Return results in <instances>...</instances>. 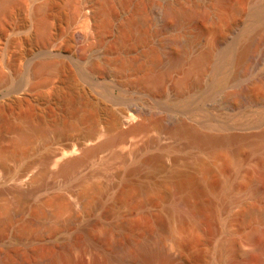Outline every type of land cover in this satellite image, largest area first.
Returning <instances> with one entry per match:
<instances>
[{
    "label": "rangeland",
    "instance_id": "obj_1",
    "mask_svg": "<svg viewBox=\"0 0 264 264\" xmlns=\"http://www.w3.org/2000/svg\"><path fill=\"white\" fill-rule=\"evenodd\" d=\"M80 1L88 15L108 12L90 20V45L71 37L87 32L72 17ZM190 8L199 14L182 23ZM8 11L0 13V264H135L141 245L157 237L176 245L174 264L264 262L240 255L264 231V58L245 76L240 63L246 46L264 48V0H18ZM42 17L48 44L38 33ZM188 39L189 53L172 43ZM206 49V72L179 89L182 73L168 71V59L185 55L188 68ZM48 61L55 69L41 72ZM134 104L144 128L122 139L117 119ZM175 125L247 138L204 148ZM94 139L114 143L67 172H55L61 155L47 162L66 143ZM155 154L157 163L145 162ZM185 177L201 191L193 194Z\"/></svg>",
    "mask_w": 264,
    "mask_h": 264
},
{
    "label": "bare ground",
    "instance_id": "obj_2",
    "mask_svg": "<svg viewBox=\"0 0 264 264\" xmlns=\"http://www.w3.org/2000/svg\"><path fill=\"white\" fill-rule=\"evenodd\" d=\"M16 1H18V0H0V13H2V12H4V13H8L9 11H8V9H9V7L11 6V4L12 3H14V2H16ZM77 3V2H76ZM75 3V4H76ZM86 3V2H85ZM86 4H88V3H86ZM91 5V4H90ZM104 6H105V4H104ZM170 6V5H169ZM86 8L88 9L89 7H87L86 5H84V4H82L81 3V1L79 2V3H77L76 4V6H75V9H74V11H73V14H72V17H73V19H77V21L79 20V21H81L82 22V28H84L85 29V31H87V32H85V33H81V32H74L72 35H71V37L72 38H74L75 40H78V41H80V42H83V43H85V44H87V45H90V44H92V41H91V39L92 38H90V36H89V34H88V30L89 29H91V22H90V20H93L94 21V19L97 17V16H99V17H103L105 14L107 15V13L108 12H104L103 10H101L100 12H98L97 11V13L92 9L91 11H92V13L90 14V15H88V11L86 12ZM92 8V7H91ZM101 8V7H100ZM103 8V7H102ZM157 9H158V7H156ZM161 7L159 6V9H160ZM164 8V7H163ZM169 8V7H168ZM165 8V9H167L166 11L165 10H163L164 11V13H166V14H173V16H174V12H175V10H172L171 8ZM105 9V8H104ZM159 9L157 10V14L159 13L158 11H159ZM233 9L234 10H237L238 11V7L237 6H234L233 7ZM34 10V9H33ZM39 10V9H38ZM89 10V9H88ZM156 10V9H155ZM94 11V12H93ZM160 12L161 13H159V14H163L162 13V11L160 10ZM184 12V11H183ZM178 13V12H177ZM175 13V17H177L178 18V14H180V13ZM35 14V13H34ZM36 14H37V12H36ZM42 14V13H41ZM102 14H104L103 16H102ZM155 14H156V12H155ZM177 14V15H176ZM183 14V13H182ZM197 14H199L198 13V10L197 9H195V8H193V9H191L190 8V10H186L185 12H184V16H181V14H180V16H179V19H180V21L182 22V23H186L189 19H192V17H195V15H197ZM105 15V16H106ZM109 15V14H108ZM1 16V15H0ZM4 16V15H3ZM41 16V15H40ZM158 16V15H157ZM156 16V17H157ZM160 16V15H159ZM107 17V16H106ZM105 17V18H106ZM161 17V16H160ZM164 17H165V15H164ZM1 19V18H0ZM162 19V18H161ZM165 19V18H164ZM178 19V20H179ZM262 20V19H261ZM1 21H2V19H1ZM136 21V20H135ZM135 21H133L134 23H136ZM147 20H146V17H145V15L144 14H141L140 16H139V19H138V23L140 24V25H142V24H144L145 22H146ZM163 21V20H162ZM134 23H132V24H134ZM130 24V23H129ZM165 24V23H164ZM178 25H180L179 24V22H178ZM133 26H135V25H133ZM164 26V25H163ZM168 26V25H167ZM166 26V27H167ZM141 27V26H140ZM139 27V28H140ZM178 27V26H177ZM130 28V27H129ZM137 28V27H136ZM162 28V27H161ZM133 29V28H132ZM162 29H164V28H162ZM161 29V30H162ZM166 29V28H165ZM134 30V29H133ZM138 30V29H137ZM134 31H136V30H134ZM140 31V30H139ZM138 32V31H137ZM38 33H39V35L42 37L41 39H42V41H43V43L44 44H48L50 41H51V39H52V37L50 36V33H49V28H48V25H47V22H46V17H42V18H40V22H39V26H38ZM138 35H139V38H141V35H140V33H138ZM195 37H198V33L197 34H195L194 35V38ZM138 38V39H139ZM237 38V37H236ZM234 39V38H233ZM141 41V40H140ZM238 42V41H237ZM172 43H176V44H181L182 45V48H183V50L186 52V53H189V47L191 46L190 45V39H188V40H185V41H183V42H176V41H174V42H172ZM251 43V42H250ZM262 42H259V44H257L255 47H254V49H251L250 47V51H249V49H247V46H246V49H244V50H246V52L244 53V55L242 56V58H241V61H240V63L241 62H243L244 63V71L242 70V75L243 76H245V75H247V74H249L250 73V71H252V69L255 67V66H257L260 62H261V60L264 58V48L261 46L262 44H261ZM227 46V45H226ZM223 47V46H222ZM225 47V46H224ZM231 47V46H230ZM236 47V46H235ZM243 47V46H242ZM241 47V48H242ZM253 47V46H252ZM46 48V47H45ZM232 48V47H231ZM230 48V49H231ZM219 49H220V47H219ZM236 49V48H235ZM201 50V49H200ZM222 50V49H221ZM152 53H153V51H152ZM211 55H212V53L209 51V50H202L200 53H198V54H196L195 56H193V57H191L190 58V63H191V66L190 67H188V68H185L184 67V65H183V63H184V60L185 61H187L186 60V57H185V55H183L184 57H179V56H173V55H171L172 57H170L169 59H168V71L169 70H173L174 71V69H176V68H178V69H180V72L182 73V77L180 78V79H178V82H177V86H178V88L179 89H183V88H185V86H187L188 85V83L190 82V80L192 79V77L194 76V75H197V76H202L205 72H206V70H207V68H208V64L210 63V58H211ZM226 56V55H225ZM50 60V59H49ZM264 60V59H263ZM46 61V60H45ZM43 63V62H42ZM152 63H153V61H152ZM239 63V64H240ZM263 63V62H262ZM261 63V64H262ZM55 65H56V63L54 62V61H48V62H45L44 64H42L40 67L41 68H39V69H41L40 71L41 72H43L42 70H46V69H50V68H54L55 67ZM60 65V64H59ZM57 67V66H56ZM62 67V66H61ZM60 67V68H61ZM167 67V66H166ZM163 68V67H162ZM55 69V68H54ZM230 69V68H229ZM257 70V69H256ZM39 71V70H38ZM50 71V70H49ZM92 71V70H91ZM118 71H121V69L119 68L118 69ZM158 71V70H157ZM48 72V71H47ZM219 72V71H218ZM229 72V71H228ZM40 73V72H39ZM160 73H162V72H160ZM167 72H165L164 74H162V75H160V74H158L157 73V75H155L154 74V76H152L153 74L152 73H150L149 74V76L147 77V75H146V77L145 78H143V84L144 83H147V84H149V86H150V84L152 85V82H154V83H159V81L164 77V76H166L167 74H166ZM226 73V72H225ZM240 73V72H239ZM36 74H38V73H36ZM43 74V73H42ZM152 74V75H151ZM254 74V73H253ZM0 75H1V73H0ZM40 75H41V73H40ZM39 75V76H40ZM50 75V74H49ZM236 75V74H235ZM260 75V74H259ZM85 76V75H84ZM226 76V75H225ZM45 77V76H44ZM48 80V79H47ZM40 81V80H39ZM140 81H141V79H140ZM158 81V82H157ZM40 82H42V83H40V84H44V82H46V79H45V81H40ZM230 82V81H229ZM39 83V82H38ZM250 84V83H249ZM45 85V84H44ZM144 85H146V84H144ZM35 86V85H34ZM246 86V85H245ZM36 87V86H35ZM187 88V87H186ZM245 88V87H244ZM142 115H143V111H142V109L138 106V105H131V106H129L128 108H126L124 111H123V113H122V115H121V117H119L118 119H117V122H118V124L119 125H125L126 127H125V129H122V132H121V137L120 138H125L129 133H133V132H135V131H138V130H141V129H143L144 128V123L141 121V117H142ZM215 116V115H214ZM214 118V117H213ZM219 121V120H218ZM173 122V121H172ZM180 122V121H179ZM178 123V122H177ZM182 124V123H181ZM35 125V124H34ZM38 126V125H37ZM36 125L33 127V129H34V132L35 131H37L38 129H39V127H37ZM167 127H170L169 125H166ZM176 126V125H175ZM174 126V127H175ZM173 127V126H172ZM177 127V130L180 132V133H182V134H184V135H187L188 137H189V140H190V142L191 143H195V144H198V145H200V146H202V147H204V148H210V149H216V148H220V147H226V146H230L231 144H234V143H238V142H241V141H243V139L245 140V135H242L241 133H239V134H236V133H227V134H221V133H216V132H214V133H203L202 131H199V130H197L195 127H192V126H180V125H177L176 126ZM30 128V127H29ZM32 128V127H31ZM33 129H31V130H33ZM93 132V131H92ZM264 133V132H263ZM256 134V133H255ZM95 134H90L89 136H88V138L87 139H91V138H93V136H94ZM264 135V134H263ZM262 135V136H263ZM249 136V135H248ZM262 136H260L259 138H261ZM251 137V136H250ZM264 137V136H263ZM247 138V137H246ZM25 140H26V137H25V135H21L20 137H19V140H17L16 142H17V144L18 145H16L17 147H19V145H21V144H23L24 142H25ZM86 140V139H85ZM109 143H114V142H110L109 141ZM109 143H98L97 145H95V146H92V147H86V148H84L82 151H81V153H80V155L79 156H75V157H69V158H67V159H63V158H61L62 156H65L66 154H68L67 152L68 151H66V149H65V147H63V149H62V155H61V157H60V159L62 160L61 162H59L57 165H58V168H57V170L55 171L56 173H59V172H67L68 170H70V169H72V168H74L75 166H77V165H79L80 163H82V162H84L89 156L91 157V156H94V155H97V153L101 150V149H103L107 144L109 145ZM74 145H76L77 144V141H75L74 143H73ZM24 145V144H23ZM255 146H256V144H255ZM238 147V146H237ZM262 147V146H261ZM20 148V147H19ZM203 148V149H204ZM236 148V147H235ZM235 148L233 149V150H235ZM223 149H225V148H223ZM232 149V148H231ZM237 149H239V148H237ZM261 149H263V148H261ZM214 151V150H213ZM213 151H211V153H213L214 155H215V153L217 154V152H213ZM235 151H237V150H235ZM256 151H257V149H256ZM220 152V151H219ZM231 153H232V151H230ZM201 153V152H200ZM235 153V152H234ZM61 154V150H59V149H57L56 151H54L53 152V154L52 155H50V157H49V159H48V163H53V160H54V158H56L58 155H60ZM198 154V153H197ZM206 154V153H205ZM208 154V153H207ZM210 154V153H209ZM163 155V154H162ZM264 155V154H263ZM60 159H58V160H60ZM158 160H160V156H156V154H155V156H151V157H149V158H147L146 159V163H150V164H152V161H155L156 163H157V161ZM160 162V161H159ZM201 162H202V160H201ZM47 163V164H48ZM197 165L199 166L200 164L199 163H197ZM140 166V165H139ZM208 167L209 166H207L205 163H204V165L201 167V169L204 171V172H207L209 169H208ZM135 169V168H134ZM196 169H197V167H196ZM137 170V169H136ZM135 170V171H136ZM201 170V171H202ZM132 171V170H131ZM134 171V170H133ZM26 172H27V169H25L24 171H23V173L19 176V178H18V180L20 179V178H22V177H24V175L26 174ZM259 172L261 173V175H264V161L261 163V165L259 166ZM130 173V172H129ZM128 173V174H129ZM172 173V172H171ZM178 173V172H177ZM131 174V173H130ZM168 175V174H167ZM179 175H183V174H179ZM191 175V174H190ZM127 176V175H126ZM183 176H185V175H183ZM185 178H187L186 180H188L191 184V187H192V193L193 194H195V193H199L200 191H201V189L199 188V185H197L196 183H195V180L193 179V178H189L188 179V177H185ZM193 179V180H192ZM185 180V179H184ZM186 182V181H185ZM197 182V181H196ZM225 182V181H224ZM223 182V183H224ZM229 183V182H228ZM187 185H188V183H187ZM186 185V186H187ZM225 185V184H224ZM11 187V186H10ZM9 187V188H10ZM18 188V187H17ZM222 188V187H221ZM224 188H225V186H224ZM223 188V189H224ZM14 189V188H13ZM19 189H21V188H19ZM188 189H190V188H188ZM212 189V188H211ZM7 190H9V189H7ZM10 190H12L11 188H10ZM18 190V189H17ZM25 190V189H24ZM24 190H22L23 192H24ZM258 188L256 187V189L254 190V191H257L258 192ZM26 192H27V189H26ZM20 193V192H19ZM22 193V192H21ZM25 193V192H24ZM260 193V192H259ZM233 194V193H232ZM21 195V194H20ZM217 195V194H216ZM230 195V194H229ZM234 195H236V194H234ZM235 200V199H234ZM238 200V199H237ZM229 201H231V200H229ZM224 202V201H223ZM228 205V204H227ZM217 206V205H216ZM229 206V205H228ZM225 210V209H224ZM227 211V210H226ZM225 211V212H226ZM159 232H160V230H159ZM165 232V231H164ZM162 235H164V234H162ZM254 237H256V241L255 240H253L252 242V245H253V248L251 249V250H249V251H246V250H242V251H240V255L242 256H244V257H249L250 255H256V261H257V258H259L260 260H262V258L264 259V231L262 230V232H261V230L260 231H258L257 233L255 232V234L253 235ZM154 237V236H153ZM154 238H156V237H154ZM153 238V239H154ZM161 238V239H160ZM160 238H156V240L157 241H155V239L153 240V241H155L154 243L153 242H145V243H143L142 245H141V248H139L140 250H139V253H138V260L136 259V263L135 264H174V263H176L179 259H180V256H178L179 254H178V250L175 252V250L176 249H174L175 248V244L174 243H172V244H170V245H173L174 247L173 248H170V249H173V250H169L168 249V247L169 246H167L168 244H166L165 245V240L164 239H162L163 237H160ZM147 239V238H146ZM166 239H167V237H166ZM150 240H151V238H150ZM152 241V240H151ZM255 241V242H254ZM99 243V242H98ZM141 244V243H140ZM140 244H139V246H140ZM223 244V243H222ZM221 244V245H222ZM251 245V246H252ZM138 247V246H137ZM177 247H179V246H177ZM138 249V248H137ZM238 250V249H237ZM221 251V250H220ZM220 251H218L219 253H218V255L221 253ZM239 251V250H238ZM181 252V251H180ZM222 252H223V250H222ZM88 253V252H87ZM97 253V252H96ZM99 253V252H98ZM136 255V254H135ZM182 255V254H181ZM221 255V254H220ZM86 256V255H85ZM136 257V256H135ZM222 257V256H221ZM92 258V257H91ZM115 258V257H114ZM253 258V257H252ZM87 259H89V258H87ZM133 259H135L134 257H133ZM245 260V259H244ZM259 260V261H260ZM130 261H131V259H130ZM133 262L135 261V260H132ZM131 261V262H132ZM263 261V260H262ZM261 261V264H264V262H262ZM221 262V261H220ZM258 263H260V262H258ZM43 264H68L67 263V261H62L61 259H59V258H51V259H49V260H46V261H44L43 262ZM132 264H134V263H132ZM242 264H243V262H242Z\"/></svg>",
    "mask_w": 264,
    "mask_h": 264
},
{
    "label": "water",
    "instance_id": "obj_3",
    "mask_svg": "<svg viewBox=\"0 0 264 264\" xmlns=\"http://www.w3.org/2000/svg\"><path fill=\"white\" fill-rule=\"evenodd\" d=\"M74 142H70V143H66L64 144V147L66 149V151H68L65 156H62L63 159H67L69 157H75V156H79L81 151L86 148V147H92L98 144L97 139H94L92 141H85V140H81V141H77V144L74 145ZM63 149V148H62ZM62 149H61V154L62 155Z\"/></svg>",
    "mask_w": 264,
    "mask_h": 264
}]
</instances>
